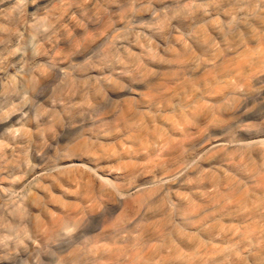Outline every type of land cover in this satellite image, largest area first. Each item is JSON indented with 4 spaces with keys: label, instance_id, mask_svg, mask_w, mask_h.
I'll use <instances>...</instances> for the list:
<instances>
[{
    "label": "rangeland",
    "instance_id": "1",
    "mask_svg": "<svg viewBox=\"0 0 264 264\" xmlns=\"http://www.w3.org/2000/svg\"><path fill=\"white\" fill-rule=\"evenodd\" d=\"M263 138L264 0H0V264H264Z\"/></svg>",
    "mask_w": 264,
    "mask_h": 264
},
{
    "label": "bare ground",
    "instance_id": "2",
    "mask_svg": "<svg viewBox=\"0 0 264 264\" xmlns=\"http://www.w3.org/2000/svg\"><path fill=\"white\" fill-rule=\"evenodd\" d=\"M183 143H184V139H180L179 141L173 140V139H168L167 142H165V144H163L162 146L170 147L173 144L183 145ZM73 159L74 158L67 159L66 161H69L71 164H73V163H75L74 162L75 160H73ZM84 163L85 162H81L80 165L85 166ZM88 169H91V168L89 167ZM106 179H108V178H106ZM114 193L118 197H120L123 192L121 190L116 189V187H115ZM177 237H178L177 242L181 246L186 247V248L191 247L193 245V242L196 240V238L192 237V234H189V233H186L183 236L177 235ZM174 242L175 241L173 240V238H168V239L165 238L163 245L165 247H171L172 248L175 246ZM196 242H198V241H196ZM164 252H165L164 250H161V245H157L154 249H152L151 251H148L146 253H141L138 250L132 249V250H128V251H121V253H119V256L123 260H125L124 263H127V264H155L156 262H157V264H159V263L160 264H174L175 260L173 259V257H171V254H166ZM153 261H156V262H153Z\"/></svg>",
    "mask_w": 264,
    "mask_h": 264
}]
</instances>
